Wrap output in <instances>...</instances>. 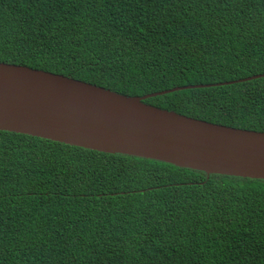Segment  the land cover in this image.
I'll return each instance as SVG.
<instances>
[{
    "label": "trees",
    "instance_id": "1",
    "mask_svg": "<svg viewBox=\"0 0 264 264\" xmlns=\"http://www.w3.org/2000/svg\"><path fill=\"white\" fill-rule=\"evenodd\" d=\"M0 62L264 131V0H0ZM0 264H264V179L0 130Z\"/></svg>",
    "mask_w": 264,
    "mask_h": 264
},
{
    "label": "water",
    "instance_id": "2",
    "mask_svg": "<svg viewBox=\"0 0 264 264\" xmlns=\"http://www.w3.org/2000/svg\"><path fill=\"white\" fill-rule=\"evenodd\" d=\"M260 76L264 74L236 81ZM190 87L125 95L62 73L0 62V130L208 174L264 179V131L210 122L145 101Z\"/></svg>",
    "mask_w": 264,
    "mask_h": 264
},
{
    "label": "clouds",
    "instance_id": "3",
    "mask_svg": "<svg viewBox=\"0 0 264 264\" xmlns=\"http://www.w3.org/2000/svg\"><path fill=\"white\" fill-rule=\"evenodd\" d=\"M216 83H217V82H216ZM222 85H223V84H222ZM179 86H185V85H179ZM186 86H193V87H195L196 85H188V84H187ZM214 86H215V85H214ZM193 87H192V88H193ZM196 87H198V86H196ZM190 88H191V87H190ZM185 89H187V88H185Z\"/></svg>",
    "mask_w": 264,
    "mask_h": 264
}]
</instances>
